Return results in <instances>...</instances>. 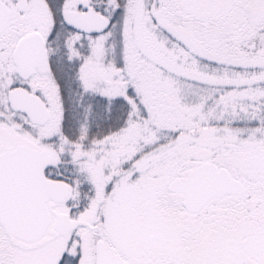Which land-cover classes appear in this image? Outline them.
I'll return each instance as SVG.
<instances>
[{
	"label": "snow or ice",
	"instance_id": "6c2138e0",
	"mask_svg": "<svg viewBox=\"0 0 264 264\" xmlns=\"http://www.w3.org/2000/svg\"><path fill=\"white\" fill-rule=\"evenodd\" d=\"M0 264H264V0H0Z\"/></svg>",
	"mask_w": 264,
	"mask_h": 264
}]
</instances>
